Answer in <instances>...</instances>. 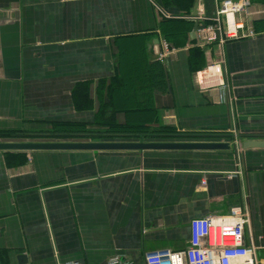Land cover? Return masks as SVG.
<instances>
[{
    "label": "crops",
    "instance_id": "crops-1",
    "mask_svg": "<svg viewBox=\"0 0 264 264\" xmlns=\"http://www.w3.org/2000/svg\"><path fill=\"white\" fill-rule=\"evenodd\" d=\"M190 15L159 0H0V132L93 123L98 94L107 99L120 81L119 124L231 146L0 151V264H146V254L186 249L192 220L237 206L251 215L247 237L264 261V149L233 139L264 140V13L253 20L255 38L204 48ZM159 39L177 49L162 64ZM194 48L203 50L201 70L222 67L214 89L198 85ZM79 84L93 109H75Z\"/></svg>",
    "mask_w": 264,
    "mask_h": 264
},
{
    "label": "built area",
    "instance_id": "built-area-1",
    "mask_svg": "<svg viewBox=\"0 0 264 264\" xmlns=\"http://www.w3.org/2000/svg\"><path fill=\"white\" fill-rule=\"evenodd\" d=\"M250 7V0H213V8L208 15L203 1L200 0L195 7V14L187 16L186 21L195 24L194 32L202 48L224 46L230 41L253 39L257 36L253 23L247 20ZM164 15L171 16L167 12H164ZM157 49V61L161 64L177 51L162 39H159ZM218 74H222V67L217 65L198 71L196 73L198 85L201 89H214L216 86L212 85L213 79ZM233 139L235 145L240 147L241 141L237 132L233 133ZM237 174L240 172L233 175ZM250 220V213L245 206L232 208L230 214L224 217L194 219L189 225L190 238L186 249L146 254L145 263L264 264L257 254L254 239L251 236L247 237ZM108 264L127 263L124 259L116 257Z\"/></svg>",
    "mask_w": 264,
    "mask_h": 264
},
{
    "label": "trees",
    "instance_id": "trees-1",
    "mask_svg": "<svg viewBox=\"0 0 264 264\" xmlns=\"http://www.w3.org/2000/svg\"><path fill=\"white\" fill-rule=\"evenodd\" d=\"M200 0H159L165 8H172L182 13L190 15ZM209 15L213 8V0H202ZM195 58H194V57ZM203 50L194 48L190 63L195 67L196 61L199 64L196 70L199 71L205 66ZM120 81L111 83L107 99L101 91L98 94L100 106L93 123H71L58 122L52 124V130H16L0 132V138H10L18 140L32 139H59V141H193L197 142L206 136L199 134L178 131L174 127L168 126H133L131 124H119L116 120L118 108L115 104L113 88H121ZM74 107L78 111L85 112L93 109L94 104L90 96L88 84H79L73 92ZM210 137V136H209Z\"/></svg>",
    "mask_w": 264,
    "mask_h": 264
},
{
    "label": "water",
    "instance_id": "water-1",
    "mask_svg": "<svg viewBox=\"0 0 264 264\" xmlns=\"http://www.w3.org/2000/svg\"><path fill=\"white\" fill-rule=\"evenodd\" d=\"M244 150L264 149V140H248L240 146ZM230 143L225 142H190V141H104V142H0L3 152H35V151H226ZM26 261L25 256L20 257Z\"/></svg>",
    "mask_w": 264,
    "mask_h": 264
},
{
    "label": "rangeland",
    "instance_id": "rangeland-1",
    "mask_svg": "<svg viewBox=\"0 0 264 264\" xmlns=\"http://www.w3.org/2000/svg\"><path fill=\"white\" fill-rule=\"evenodd\" d=\"M251 1V7L250 10L253 9V16L251 15L252 11H250V15L247 17L248 22L250 23H254V28L256 25V22H254L253 20L256 19L257 17H262L263 16V9H264V0H250ZM256 30V29H255ZM256 35H257V31H256ZM52 125L48 126V128L46 130H52ZM36 130H40V129H36ZM47 140V141H46ZM51 139H32V140H18V139H10V138H0V142H57L54 140H58L59 139H52V141H48ZM87 141V140H85ZM85 141H76V142H85ZM91 142H104V141H94V140H88ZM60 142H74V141H60ZM110 142V141H108ZM116 142H122V141H116ZM251 218V215H250Z\"/></svg>",
    "mask_w": 264,
    "mask_h": 264
}]
</instances>
